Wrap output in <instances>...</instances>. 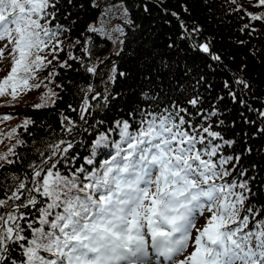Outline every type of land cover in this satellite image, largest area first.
<instances>
[{"label":"snow or ice","instance_id":"snow-or-ice-1","mask_svg":"<svg viewBox=\"0 0 264 264\" xmlns=\"http://www.w3.org/2000/svg\"><path fill=\"white\" fill-rule=\"evenodd\" d=\"M67 2L71 5L73 0ZM258 3L264 6V0ZM57 4L59 0H0V59L5 58V50L11 59L10 71L0 79V97L15 100L22 92L40 88L45 71L47 87L58 75L57 67H70L67 59L54 64L65 51L61 37L71 30L58 19ZM171 15L179 19L177 13ZM128 22L134 26V21ZM180 27L179 39L214 62L206 65L210 71L223 66L211 42L200 41L199 27L182 20ZM100 32L102 29L90 25L73 42L80 46L79 54L66 53L92 80L98 78L97 83L79 89V111L68 105L77 113L79 126L61 114L62 125L67 121L61 129L63 135L47 143L39 161L30 162L13 177L15 182L0 181V264H152L149 248L157 257L177 264L174 258L188 250L197 228L194 216H207L206 224L197 230L194 250L178 264H264V206L248 203L256 196L250 185L254 177L245 179L247 170L237 171L241 154L225 155L235 141L226 140L217 130L225 123L220 104L225 100L244 110L240 115L245 123H256L245 112L256 113L264 121V102L257 109L249 100V79L234 75L225 80L222 94L205 107L210 99L205 93L211 94L214 85L204 73H198L195 83L180 96H165L167 102L163 103L162 93H143L141 104L129 110L127 118L108 124L93 117L109 107L110 98H119L111 88L126 73L118 72L114 61L97 70L91 57L98 45L89 33ZM167 47L178 45L169 38ZM163 61L161 55L149 83L160 80L171 93L177 90L173 84L177 80L183 84L190 69L177 64L174 71ZM239 67L244 71L247 65ZM173 76L175 80H169ZM53 95L49 89L46 97ZM89 132L96 137L91 155L84 157L85 164L94 165L96 148L116 149L111 159L91 171L76 166L78 152L70 151L80 143L77 137ZM141 148L144 154L134 170L133 157ZM244 151L250 153L251 148ZM20 159L17 156L6 163H20ZM149 169L155 170L154 179L141 188ZM14 248L20 250L19 258L12 257Z\"/></svg>","mask_w":264,"mask_h":264},{"label":"trees","instance_id":"trees-1","mask_svg":"<svg viewBox=\"0 0 264 264\" xmlns=\"http://www.w3.org/2000/svg\"><path fill=\"white\" fill-rule=\"evenodd\" d=\"M95 1L73 0V3L69 5L67 0H59L57 4L60 9L58 19L71 30L61 37L60 46L65 51L59 53L58 61H54V64L67 59L70 67H57L58 75L47 87L44 86L46 83L44 77L48 74L45 71L40 76V88H32L20 93L15 100L11 96L0 97V156L5 153V156H2L5 160L0 161L2 165L0 181L15 182L13 177L27 169L30 162L39 161L40 152L44 150L47 143L56 141L63 135L61 129L67 121H64L62 125L61 114L68 116L73 120L74 125L79 126L77 113L72 112L68 105L72 104L79 111L82 96L79 89L90 82L97 83L98 78L92 80L91 74H86L80 64L66 53H71L72 56L79 54L80 46L73 42L81 37L86 28L99 20L102 9L95 5ZM119 1L125 5L129 18L134 21V26H130L129 23L124 25V42L121 43L122 49L119 55L111 54L110 39L100 33H89L94 43L98 45L94 48V55L91 58L106 59L103 66H97V70L105 69L109 61H114L117 71L126 73L122 79L117 77L111 88L113 93L120 94L119 98L115 101H111L110 98L109 107L102 112L98 110L94 119H103L111 124L116 119L127 118V112L141 104L143 93L149 95L154 92L162 93L161 102L166 103L165 96H180L181 91L195 83L198 73H204L206 80L214 85V91L211 94L205 93L210 96L205 107L209 106L211 99L218 93L222 94V85L225 80L234 75H240L249 79L252 85L249 93L252 107L261 108L264 102V19H251L253 15L264 16V6L259 5L258 0ZM80 4L84 7L80 8ZM69 13L70 15L65 19V15ZM171 13H177L179 19ZM181 20L202 30L200 41L211 42L212 50L222 57V67L215 66L214 71H210L206 65L214 64V62H211L206 54L189 49V42L179 39ZM73 21H75L74 24ZM246 25L248 27H245ZM169 38L175 41L178 47L169 49L167 47ZM161 55L164 56L163 63L172 65L174 71L177 64L181 69L184 66L190 69L183 84L178 80L173 84V88L177 90L171 93L160 80L155 84L149 83V80L156 75V66L160 64ZM168 57H171V60ZM241 64L247 65L244 71L240 70ZM7 68H11L10 57L7 59ZM164 71L168 69L164 68ZM169 80H175V77H169ZM49 89L55 95L46 97ZM220 104L225 111L222 117L225 123L217 130L222 131L226 140L235 141L231 148L225 149V155L241 154L242 158L237 171L246 169L245 179L254 177L250 180V185L256 192V196L248 203L264 206V132L258 131V129H264V121L256 113L245 112L249 121H256L255 124L245 123L240 115L243 109L227 100ZM233 121H235L234 125ZM95 137L96 134L93 132L78 136L80 143L70 150L74 153L78 152L76 166L84 165L88 171L99 168L101 163L111 159L116 151L113 147L96 148L94 165L85 164L84 157L91 155ZM246 148H251V152L244 151ZM138 154H144L143 148L138 149ZM17 156L21 158L20 163H6V160L15 161ZM46 156L47 153H45ZM139 163V159L133 161L134 170H138ZM154 171L149 169L141 188ZM61 173L64 174L63 169ZM0 210H3V206H0ZM261 215H264V211ZM11 255L13 258H19L20 250L14 248ZM5 264L8 262L5 261Z\"/></svg>","mask_w":264,"mask_h":264},{"label":"rangeland","instance_id":"rangeland-1","mask_svg":"<svg viewBox=\"0 0 264 264\" xmlns=\"http://www.w3.org/2000/svg\"><path fill=\"white\" fill-rule=\"evenodd\" d=\"M95 5H97L99 8L102 9V13H101L99 20L96 23H93L92 26L98 29H102V32H100V34L104 36L105 38L110 39L112 42V53L111 54L117 56V53L118 52L120 53L122 49V45L119 41L123 40L124 38V31H123L124 25L128 24L129 23L128 21L130 19L128 12L125 8V5H123V3H121L119 0H96ZM8 58L9 57H8L7 50H5V58L0 59V79H3L4 76L10 71V69L7 68ZM92 60L96 61V66L101 67L104 65V61L106 59L104 60L103 58L100 60V59L94 58ZM89 64H90V61H89ZM9 152H12V151H9ZM1 156H5V153H3ZM196 220H197V228L193 230V233H192L193 238H192V241H190L189 248L185 253L180 255V257L177 260V264L179 260H183L187 255L191 253V251L194 250L193 244H194V238L198 234L197 230L202 229L203 226H205L207 216L202 217V218L197 217L195 221Z\"/></svg>","mask_w":264,"mask_h":264},{"label":"clouds","instance_id":"clouds-1","mask_svg":"<svg viewBox=\"0 0 264 264\" xmlns=\"http://www.w3.org/2000/svg\"><path fill=\"white\" fill-rule=\"evenodd\" d=\"M153 191H155V187H153ZM75 194V193H74Z\"/></svg>","mask_w":264,"mask_h":264}]
</instances>
